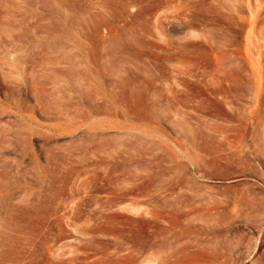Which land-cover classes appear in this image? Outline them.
Masks as SVG:
<instances>
[{"label":"rangeland","instance_id":"rangeland-1","mask_svg":"<svg viewBox=\"0 0 264 264\" xmlns=\"http://www.w3.org/2000/svg\"><path fill=\"white\" fill-rule=\"evenodd\" d=\"M0 0V264H264V0Z\"/></svg>","mask_w":264,"mask_h":264},{"label":"bare ground","instance_id":"bare-ground-1","mask_svg":"<svg viewBox=\"0 0 264 264\" xmlns=\"http://www.w3.org/2000/svg\"><path fill=\"white\" fill-rule=\"evenodd\" d=\"M7 1V0H6ZM46 2L50 5L49 9H52L55 13H50V18L51 19H72V20H78V19H85L88 15H86L85 12H67L64 11L61 14H57V8L59 6H73L77 2V0H46Z\"/></svg>","mask_w":264,"mask_h":264}]
</instances>
